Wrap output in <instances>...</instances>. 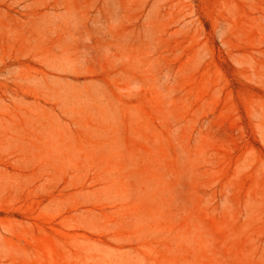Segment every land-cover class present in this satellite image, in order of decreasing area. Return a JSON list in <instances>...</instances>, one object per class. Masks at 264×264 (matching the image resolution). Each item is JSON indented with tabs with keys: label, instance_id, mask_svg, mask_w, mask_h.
I'll return each mask as SVG.
<instances>
[{
	"label": "rangeland",
	"instance_id": "rangeland-1",
	"mask_svg": "<svg viewBox=\"0 0 264 264\" xmlns=\"http://www.w3.org/2000/svg\"><path fill=\"white\" fill-rule=\"evenodd\" d=\"M0 264H264V0H0Z\"/></svg>",
	"mask_w": 264,
	"mask_h": 264
}]
</instances>
